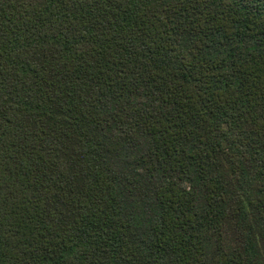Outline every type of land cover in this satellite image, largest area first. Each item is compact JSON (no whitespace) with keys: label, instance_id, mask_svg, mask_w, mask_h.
Here are the masks:
<instances>
[{"label":"trees","instance_id":"16d2710c","mask_svg":"<svg viewBox=\"0 0 264 264\" xmlns=\"http://www.w3.org/2000/svg\"><path fill=\"white\" fill-rule=\"evenodd\" d=\"M0 264H264V0H0Z\"/></svg>","mask_w":264,"mask_h":264}]
</instances>
